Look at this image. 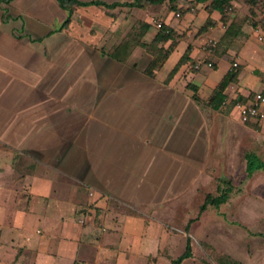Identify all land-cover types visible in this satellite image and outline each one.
I'll return each instance as SVG.
<instances>
[{
  "label": "crops",
  "instance_id": "0c3cea01",
  "mask_svg": "<svg viewBox=\"0 0 264 264\" xmlns=\"http://www.w3.org/2000/svg\"><path fill=\"white\" fill-rule=\"evenodd\" d=\"M74 1H0V264H156L160 251H172L171 232L187 233L212 207L198 214L205 195L229 187L226 202L237 190L223 174L214 194L203 182L233 164L222 158V142L237 139L228 126L240 122L233 100L264 95V40L256 27L241 28L206 56L203 40L217 41L233 17L209 0H187L191 13L178 3L174 12L186 11L178 17L162 12L169 0ZM155 13L172 31L157 47L171 49L150 76L140 44L118 50L121 61L105 54L135 26H146L139 43H151ZM232 60L239 70L224 88L228 102L211 109L206 100ZM249 152L245 178L264 171L245 175ZM198 195L190 216L184 206Z\"/></svg>",
  "mask_w": 264,
  "mask_h": 264
},
{
  "label": "rangeland",
  "instance_id": "374dc122",
  "mask_svg": "<svg viewBox=\"0 0 264 264\" xmlns=\"http://www.w3.org/2000/svg\"><path fill=\"white\" fill-rule=\"evenodd\" d=\"M189 7H192L191 11L188 10ZM189 7L185 10L191 13L194 8L192 4ZM247 7L242 0H237L227 7L226 16L228 18L231 16L247 17L248 20L242 24L243 29L254 28L252 21L261 19L264 22V0H259L257 7L252 10L253 15L252 12L249 14L250 9ZM185 10L180 9V14L186 12ZM171 11L174 12V9L168 6L162 10L165 15ZM155 15L153 25L156 29L155 24L159 22L161 14L155 13ZM261 26L264 29L262 24ZM261 44L260 48L264 49V42ZM224 66L223 60H219L215 69L222 72ZM249 69L250 67L242 64L243 78ZM228 126L237 139L233 141L234 145L231 140L222 142L223 145L228 146L223 148L225 152L222 149V158L224 154L226 155L225 160L231 157L233 164L231 166L221 165L219 171L207 173L210 178L209 180L205 178L203 192L215 193V177L219 174L230 178L237 190H234L230 198L217 209L210 207L202 212L197 220L190 224L187 233L180 232L179 235H175V231H170L173 234L172 251L166 249L165 252L160 251L152 262L167 264L169 255L172 254L173 257L182 251L183 241L187 236L190 240L192 255L184 259L181 264H216V258L221 255L229 256L238 264H264V171L256 170L251 177L245 178L241 162L242 153L251 150L247 157L248 160L254 166L258 162L264 163V128L260 127V121L256 123L230 122ZM192 200L194 199L191 198L184 206L187 207L185 211H188L190 216L196 215V206L198 201H201V197L198 195L197 201ZM183 222L184 220L180 219L173 220L171 224L173 230L182 229ZM167 229L169 230V226Z\"/></svg>",
  "mask_w": 264,
  "mask_h": 264
},
{
  "label": "trees",
  "instance_id": "16d2710c",
  "mask_svg": "<svg viewBox=\"0 0 264 264\" xmlns=\"http://www.w3.org/2000/svg\"><path fill=\"white\" fill-rule=\"evenodd\" d=\"M1 2H8L9 0H0ZM147 1L149 3H155L159 0H134V3H126L127 5H135L137 7H143L140 5L141 2ZM169 8L174 9L178 3H181V7L188 8L190 5V2L187 0H169ZM196 2L204 1V0H194ZM210 1V7L212 9L217 10L219 13L223 14V9H227L229 7L228 1L229 0H209ZM247 6L248 9H250L249 14L253 15V11L255 7H257L259 0H242ZM59 4L64 6H72V5H79L80 3L74 1V0H58ZM96 4V3H95ZM116 4L107 5L108 7L115 6ZM180 7V8H181ZM247 17H232L228 25L225 27L222 35L219 37V39L216 41V46L214 48V52H219V50H222L223 47L231 44L235 39H238L242 34V24L244 21H247ZM264 22L259 19L257 21H252L251 24L258 28L262 29L261 31H264L261 24ZM142 28H138V26L133 27L130 29L127 33V38L125 41L120 43L117 47H113L108 50L105 54L109 57L113 58L116 61H121L122 57H120L118 50L124 51V53L128 54V51L133 46H136L140 44L142 48L151 56V59L149 60L148 64L145 68V73L147 75H151L152 71L161 64V62L164 60V58L167 56L169 50L171 47H168L166 49H162L161 47H157L158 43L168 38L172 35V31L163 25L160 24V27L157 28V32L149 44H142L139 43L138 38L142 35V29L146 28L145 25H141ZM140 26V27H141ZM138 28V29H137ZM118 53V54H117ZM239 70V67L236 65L235 67H232L230 71L226 72L222 78L218 81L214 89L212 90L210 96L206 100V105L209 106L211 109H217L218 106L221 104V102L225 99V95L223 93L224 88L232 82H235V77L237 75V72ZM195 92V91H194ZM192 98L194 100H197V97L195 93L192 94ZM248 154L245 155L246 159V166H245V175H249L250 172L257 168H264V163L258 162L256 166L252 162L248 160ZM224 184H226L225 181H222ZM219 193L216 196H211L209 194L205 195L204 200L202 204L198 207V214L202 212L207 206L212 207H218L220 204L224 203L225 200L228 198V193L230 191L229 187H224L218 189ZM193 220V219H191ZM262 235V234H261ZM192 255V249L190 245V240L188 237L185 238V243L183 250L180 254H178L175 257H168V264H181L184 259L190 258ZM216 264H238L236 260L231 259L227 255H221L216 258Z\"/></svg>",
  "mask_w": 264,
  "mask_h": 264
},
{
  "label": "built area",
  "instance_id": "2783aa9c",
  "mask_svg": "<svg viewBox=\"0 0 264 264\" xmlns=\"http://www.w3.org/2000/svg\"><path fill=\"white\" fill-rule=\"evenodd\" d=\"M192 7H189L188 10L191 11ZM174 16H179V11L174 12ZM156 27H160V23L157 22ZM256 39L259 41L264 40V31H261L258 28L254 29ZM216 46V39L207 37L203 40L201 44V50L206 56H211L214 48ZM201 63H195L193 65L194 68H198ZM202 64H205L206 67H211V61H205ZM237 64L235 61L231 63V67H235ZM228 100L225 98L221 102V106H224L227 104ZM264 103V95L261 93L255 92L252 93V95L245 101H239L237 99H234L232 102L233 108L236 110L238 114V118L242 123L245 122H251L256 123L260 121V119L263 117V110H262V104Z\"/></svg>",
  "mask_w": 264,
  "mask_h": 264
}]
</instances>
